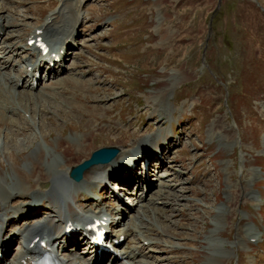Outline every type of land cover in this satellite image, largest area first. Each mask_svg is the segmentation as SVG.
I'll return each mask as SVG.
<instances>
[{
    "label": "rangeland",
    "instance_id": "rangeland-1",
    "mask_svg": "<svg viewBox=\"0 0 264 264\" xmlns=\"http://www.w3.org/2000/svg\"><path fill=\"white\" fill-rule=\"evenodd\" d=\"M10 2L11 8L0 0L17 50L45 15L60 6V0ZM73 5L79 6L83 20L74 9L72 20L79 23L69 44L74 40L77 51L71 50L75 53L65 76L75 83L64 82L45 95L37 89L33 99L18 97L29 120L22 112L12 115L8 141L0 136V186L34 183L27 170L31 166H25L37 142L52 146L60 138L93 131V146L115 147L118 157L126 158L125 150L133 146L138 157L144 147L166 148L167 140L172 145L162 161L163 177L152 176L151 195L142 209L130 213L135 217L131 224L153 243L142 246L140 236L131 234L126 241L135 255L131 261L264 264V0H73ZM76 42L85 45L76 47ZM28 56L18 52L14 59L22 63ZM22 70L15 66L12 72ZM3 98L11 108L14 101ZM71 99L82 105L79 114L69 105ZM167 105L169 114L155 110L158 116L151 115L153 106ZM14 140L18 148L11 145ZM74 158L70 164L76 163ZM68 191L55 187L52 201ZM13 197L10 208L31 201ZM101 197V206L117 207L108 193ZM74 199L75 205H89L84 195ZM43 201L37 202L45 204L35 208L33 217L44 220L56 204ZM31 210L29 216L36 212ZM11 220L7 235L19 222Z\"/></svg>",
    "mask_w": 264,
    "mask_h": 264
},
{
    "label": "bare ground",
    "instance_id": "bare-ground-1",
    "mask_svg": "<svg viewBox=\"0 0 264 264\" xmlns=\"http://www.w3.org/2000/svg\"><path fill=\"white\" fill-rule=\"evenodd\" d=\"M78 3H80V1H78ZM1 4H4V3H1ZM4 6L6 7L5 4L0 6V33L2 37V41H1L2 46L0 49V136L4 135L8 141L9 136L11 135L8 132L10 131V129L13 128V126L10 128L8 127V124H9L8 122H11V124L12 122H14L13 121L14 119H12V115L17 116L18 112L24 113V111H21L19 109V106L17 103L18 97L20 101H23L24 98L33 99V97L35 96L34 92L37 91V88L34 91L29 86L27 87L26 86L27 81L23 80L22 77L24 75L27 76V75L33 74L37 70V68L43 63L48 64L46 62L47 55L41 56L40 52L37 51L35 44L29 45L28 41L30 40L35 41L38 37H41L43 40H46L50 45V54L51 53L60 54L59 64L56 65L57 69L60 70L61 63L63 62L65 64L66 57L69 56V42L75 37V33H76L75 28H76V25L79 23L78 19H75L74 21L72 20L74 9H75V13L78 14L77 17L80 18V23L82 22L83 17L81 15V11L79 10V6L75 7L73 5V0H64V1L61 0L60 6L58 7V9L51 11V13L47 15L46 19L43 22H41L37 28H34L27 35L25 38L24 44L21 45L24 47H22V49L17 50V48H15L16 43L12 42L11 40L12 36L8 34L9 16L6 13L7 11H5ZM69 12H71V14H69ZM9 36L11 38H9ZM87 41H89V39ZM77 45L78 46L85 45V42L77 44ZM26 51L29 53V56L24 58L22 63L14 59L18 52H26ZM15 66L21 67L24 70L21 71L19 75L16 74L15 72L13 73L12 72L13 67ZM70 79L72 80V78H69V79L60 78L59 80L57 79L56 81H53L51 83L44 84L42 88H40L39 94L45 95L47 91L54 90V88L56 89L57 86H60L64 82H68V84L75 83V82H72ZM48 80H51V78H49ZM21 81H22V84L24 85L21 86V90H17L16 88L18 87L19 82ZM3 97H7L9 101H14L12 102L13 106L11 108L7 107L8 105L7 101ZM154 100L156 99H153V102L155 103ZM70 102L71 103H69V105L71 106V108L74 109V112H77L79 114L81 112L80 108H82V105L78 104L79 101L77 99H71ZM164 103H168V102L165 101ZM155 110L160 111V113L169 114L170 108H169V105H167L165 108H160V107L154 108L153 106L151 115L156 114V113H153V111ZM95 111L96 109L93 108L89 112L92 113ZM107 111L108 110L104 111V114H106L105 112ZM7 115H9V117ZM15 125L16 124H14V126ZM159 128L160 127H158L157 130ZM163 130L166 131V134L170 133L169 132L170 128H167V129L163 128ZM123 135H126V134H123ZM42 137H44V135ZM161 137H162V140L165 139V138L163 139L164 137L163 135ZM95 140H96V135L94 134L93 131H91L88 134L76 133L73 137L71 136L67 139L60 138L59 140L54 142L52 146L47 145L46 143H45L46 146H44L41 142L36 143V147L27 157L28 164L25 166L26 169L28 166H31L27 170L31 175L30 182L31 180L32 181L34 180V183L31 185H25V183L22 182V183L16 184L15 186H13V188L9 186H0V210H1L0 211V248L2 245H5L3 229H4V226L7 224V222L11 219V217L12 219H14V217L15 219L22 217L24 219L22 224L23 225L28 224L27 227L22 228L20 230L18 235L29 236L31 238L30 241H32L34 238L38 236L41 238V240L46 239L48 241L55 238L54 242H56V239L59 240V237L62 238L63 231L58 230L57 224L54 223L52 219H49L47 222L43 224H38L37 226L36 225L34 226V223L37 221L39 222L41 218H35V217L31 218V216H29L30 214H28L27 211L36 207L38 201L51 200L52 199L51 195L55 187L62 185L63 187L66 188L67 186H69V183L71 182L69 179L70 170L73 168V166L75 167L81 164L82 162L88 160L91 154L96 151L98 147L93 146V143ZM163 142H165V140ZM150 143L152 145L154 144L153 138H151ZM8 144H9L8 142H5L4 145L7 146ZM17 144H18V141L14 140L11 145H15V147L18 148ZM60 147L64 148L63 152H61V155L60 154L51 155V152L55 151L56 149L58 150V148ZM134 147L136 146H133L132 148ZM132 148L130 149V151L129 149L125 150V152L123 151L124 155H126V158L118 157L110 165L108 166L104 165L106 168L105 167L102 168V166L91 167L89 170H87L83 174V179L79 184L83 186L88 193H96V191L99 188L105 185L104 183H106L105 181L109 177L110 170H113V168H116L117 165H119L125 159H127L126 161L128 160L130 162L133 161L134 157H136V155H134L136 150L131 151ZM73 158L76 159L77 161L75 164L73 163L70 164L68 160L73 159ZM113 173H112L111 179L115 178ZM16 181H17V178H16ZM44 181H45V184H43ZM3 182H4V179H3ZM3 182L0 181V183H3ZM72 184L79 185V184H74V183ZM78 191H79V188L74 189L67 196H65V198L62 201L63 209L61 208V206H58L56 202L51 200V203L56 204V206H54V209L56 211L55 212L56 217L62 218L64 220L63 227H65V225H67L68 223H73L76 226H79L81 225V223L89 220L92 217H101V218L106 217L107 221H109V225H111L112 223V224H115V227H117L120 223L125 222L124 229H122L120 232L125 237L126 236L128 237L131 234L133 235L135 232L137 236H140L139 239L141 238L140 239V242L142 240L141 243H150L153 241L148 236H142V234L139 232L138 226H133L131 223L129 225L126 224L128 215L126 214V210L123 208L121 210L119 209L116 210L113 214H107V212L103 208H98L93 211L89 209L87 211H83V213H78V214L73 215L74 212L72 213L70 212L71 211L70 203L71 201L74 202L75 200L74 198H77L78 196L81 197V195H84V197L87 198L86 200L88 201V203L91 204V197L88 196L89 194L85 196V194H83L82 192L79 193ZM13 196L14 197H18V196L27 197L31 201L24 202V205L22 207H18L17 209L16 207L10 208L9 202ZM32 201H35V202H32ZM34 213H37V212H34ZM139 216L140 215H138L137 217ZM131 222H132V217H131ZM140 224L142 225L143 223L140 222L139 225ZM250 236H251L250 238L255 237V235L253 234H250ZM33 251H35V247L31 248L26 253H23L20 256L10 257V259L8 260L9 263L7 264H20V259L31 254ZM4 252H6V247H5ZM75 255L76 254L70 253V255L67 256L69 258L68 264H88L86 261H81L80 259H78L77 256ZM132 255H134V253L131 247L128 246L124 248L122 256L125 257L126 259L125 264H142V263H133L131 261V259L134 260V257L132 258Z\"/></svg>",
    "mask_w": 264,
    "mask_h": 264
},
{
    "label": "water",
    "instance_id": "water-1",
    "mask_svg": "<svg viewBox=\"0 0 264 264\" xmlns=\"http://www.w3.org/2000/svg\"><path fill=\"white\" fill-rule=\"evenodd\" d=\"M117 151L115 149H101L95 152L89 161L73 168L70 172V178L75 182H79L82 178L83 172L89 167L97 164H104L109 162L115 155Z\"/></svg>",
    "mask_w": 264,
    "mask_h": 264
}]
</instances>
